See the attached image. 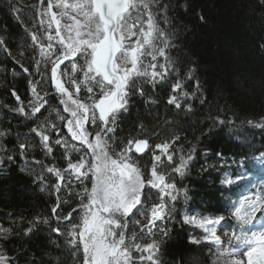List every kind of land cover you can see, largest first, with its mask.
<instances>
[{
	"label": "snow or ice",
	"instance_id": "obj_1",
	"mask_svg": "<svg viewBox=\"0 0 264 264\" xmlns=\"http://www.w3.org/2000/svg\"><path fill=\"white\" fill-rule=\"evenodd\" d=\"M43 2L41 0V4ZM54 9H60L59 13ZM172 10V6L163 0H56L55 3L47 0V10L39 13L41 24L44 17H48L49 43L47 46L39 44L41 60L36 61L37 74L41 63L51 65L50 82L60 96L58 103L63 106V113H68V117L65 119L59 109L53 111L63 122L70 139L60 135V128L50 117L43 123L33 124L24 134L25 139L18 144V150L27 163V154L34 143L29 139L32 134L39 137V147L44 149L46 156L54 154V146L63 149L64 167L46 165L35 157L33 162L41 166L37 181L43 182L45 174L56 178V182L47 187L56 194L52 215L64 227L51 228V231L57 236H65V244L77 261L82 252V264H164L160 254L170 230L166 225L157 228V222L175 218V202L178 200L173 194L177 190L176 183L168 180L172 174L184 176L187 173L196 149H191L187 155L183 147L170 151L180 139L175 136L171 145L167 141L155 145L151 168L145 169L135 157L151 150L149 140L138 137L118 139L116 125L121 115L129 111L132 100L137 95L143 97L146 94V87L155 89L171 80L175 82L171 83L166 103L178 110L186 107L191 111V105H182L181 97L194 96L200 85L197 81L191 93L184 90V80L192 78L194 69H188L186 76H181L179 61L169 55L174 47L173 38L177 35L174 18L169 16ZM65 18L69 23L62 24ZM200 19L203 22L204 17L201 15ZM53 25L54 35L51 31ZM31 40L38 42V36L32 33ZM3 44L4 40L0 39V45ZM159 58L164 62L159 63ZM62 66L64 70L60 71ZM28 71L24 68V72ZM47 71L45 69V74ZM29 83L33 99L27 102L28 106L21 102L14 111L32 122L43 114L47 98L38 94L35 83ZM41 83H44L43 76ZM82 90L86 93L84 100L79 98ZM13 95L20 101L15 91ZM148 102L156 103L152 99ZM246 123L264 129V117L258 123L252 120ZM139 127L143 129L144 126ZM90 128L96 130L92 132ZM9 131L0 130V137H6ZM54 135L58 138L53 139ZM0 149L5 152L6 160L14 159L3 145ZM176 151L180 153L178 163L174 159ZM216 155L224 158L223 153ZM164 167H170L171 172L159 171ZM217 176L221 186L233 188L245 181L252 183L257 176L264 181V152L251 158L233 156L230 163L221 165ZM73 181L82 191L72 190ZM43 188L42 184L41 190ZM65 188L68 189L64 193L68 200L79 199L77 206L67 215L59 212L61 205L68 203L60 198ZM147 189L159 190V203L150 207L144 203L151 199ZM183 195L187 200V189L183 190ZM166 198L172 204L167 203ZM232 208L236 224L231 231H225L223 237L217 234V226L224 227L225 217L185 215L184 224L204 232L202 238L191 237L190 242H207L216 246L215 253H212L216 257L214 264H264V231H252L248 227L254 225L258 212H264V186L252 196L233 204ZM77 212L81 213L79 222L73 223ZM137 212L142 219L133 224L139 231L129 232L130 219ZM42 222L50 223L48 219ZM30 223L38 227L37 221ZM32 230L29 227L24 234ZM12 233V228L0 226V237L7 239ZM146 237L150 242L141 243ZM209 251L211 253V249ZM239 253H243L244 258L238 259ZM0 264H8V258L2 253Z\"/></svg>",
	"mask_w": 264,
	"mask_h": 264
},
{
	"label": "trees",
	"instance_id": "obj_2",
	"mask_svg": "<svg viewBox=\"0 0 264 264\" xmlns=\"http://www.w3.org/2000/svg\"><path fill=\"white\" fill-rule=\"evenodd\" d=\"M163 3L172 6L169 16L174 18L177 30L169 55L179 61L181 76H186L188 69H194L192 78L184 80V90L193 92L197 81L200 90L190 98L181 97L182 105H191V111H188L186 107L178 110L166 103L171 83L175 80L155 89L146 87V94L143 97L137 95L129 111L121 115L116 125V136L118 139L138 137L149 140L151 150L135 157L145 169L151 168L155 145L166 141L171 145L175 136L180 139L170 151L183 147L187 155L191 149H196L187 173L184 176L172 174L168 180L176 183L177 190L173 194L178 200L175 202V218L157 222V228L166 225L170 230L160 258L164 264H214L216 257L212 253H215L216 246L207 242L191 243L190 237L200 233L183 223V215H223L228 218L226 231H231L236 224L232 205L236 204L238 191L245 182L235 188L221 186L217 171L221 165L230 163L233 156L247 155L251 158L264 152V129L246 123L248 120L258 123L264 117V48L261 47L264 45V0H163ZM46 10L47 0L43 4L41 0H0V39L4 40L0 45V130H10L6 137H0V145L7 148L8 155L14 156L12 161H8L0 149V160L3 161L0 163V226L13 229L7 239L0 237V253L8 258V264H82L83 259L81 252L77 261L65 244V236H57L51 231V228L64 227L52 215L56 194L47 187L54 184L56 178L45 174L43 182L36 180L41 166L33 162V157L49 166L64 167L63 149L54 146V154L46 156L44 149L39 147V137L32 134L29 139L34 143L27 154V163L18 150V144L25 139L24 134L33 124L43 123L50 117L60 128V135L70 139L63 122L53 111L59 109L65 119L68 117V113H63V106L58 103L60 96L50 82L51 65L41 63L37 74L36 61L41 60L39 44L47 46L49 43L46 34L49 32L48 17H44L41 24L39 15ZM51 31L54 35L53 28ZM32 33L38 36V42L31 40ZM158 62L164 61L159 58ZM24 68L29 71L24 72ZM63 70L62 66L60 71ZM30 81L37 85L38 94L47 98L43 114L32 122L14 111L21 102L28 106L27 102L33 99ZM13 91L21 98L20 101ZM80 98L86 99L83 90ZM150 99L156 103L148 102ZM141 124L143 129L139 127ZM89 130L94 132L96 129ZM56 138L54 135L53 139ZM216 153H223L224 158ZM179 155L176 151L174 159L177 163ZM159 171L167 174L171 168L164 167ZM76 184L73 181L72 190L82 191ZM87 184L91 186L90 181ZM247 186L252 187L249 183ZM223 188L229 190L224 191ZM184 189H187V200L183 195ZM67 192L65 188L61 200H68L64 194ZM146 192L151 199L144 203L149 207L160 202L159 190L147 189ZM166 202L172 204L167 198ZM78 203V198L68 200L67 204L61 205L59 212L67 215ZM80 215V212L75 213L72 222L78 223ZM44 219L50 223H43ZM139 219H142L139 212L131 217L129 232L139 231L133 224ZM34 220L38 227L30 223ZM29 227L33 230L25 235ZM156 238L159 239V235ZM147 242H150L147 237L141 240V243Z\"/></svg>",
	"mask_w": 264,
	"mask_h": 264
},
{
	"label": "rangeland",
	"instance_id": "obj_3",
	"mask_svg": "<svg viewBox=\"0 0 264 264\" xmlns=\"http://www.w3.org/2000/svg\"><path fill=\"white\" fill-rule=\"evenodd\" d=\"M52 2L53 3H55L56 2V0H52ZM59 11H60V9H57V12L59 13ZM67 23H69V21L65 18L63 21H62V24H67ZM47 34V36H48V33H46ZM58 77H59V74H58ZM66 86H69V85H67L66 84ZM70 87V86H69ZM70 90H71V88H70ZM80 98V97H79ZM81 100H84V99H82V98H80ZM251 191V189H248V190H243L242 192H250ZM251 195V194H250ZM250 195H246V196H243L241 199H243L244 197H247V196H250ZM239 201H241V200H237L236 201V203H238ZM159 203V202H158ZM185 215H187V216H195V217H198V218H202V217H209V216H200V215H198V214H193V213H186V214H184L183 215V217L185 216ZM212 218V217H211ZM188 225V224H187ZM192 229H196L197 230V232L198 233H200L198 236L196 235H192L191 237H195V238H202L203 237V235H204V232H203V230L202 229H200V228H198V227H194V226H192V225H189ZM259 229H261V230H259ZM256 232H259V231H264V227H262V225H260V226H258V228H257V230H255ZM223 233V232H222ZM221 234V233H220ZM220 236H223V234H221ZM190 237V238H191ZM237 258L238 259H242V258H244L243 257V253H239L238 255H237Z\"/></svg>",
	"mask_w": 264,
	"mask_h": 264
},
{
	"label": "bare ground",
	"instance_id": "obj_4",
	"mask_svg": "<svg viewBox=\"0 0 264 264\" xmlns=\"http://www.w3.org/2000/svg\"><path fill=\"white\" fill-rule=\"evenodd\" d=\"M222 223H224V221H223ZM222 229H223V228H221L220 226H217V234H218V235H221V234H220V231H221Z\"/></svg>",
	"mask_w": 264,
	"mask_h": 264
},
{
	"label": "water",
	"instance_id": "obj_5",
	"mask_svg": "<svg viewBox=\"0 0 264 264\" xmlns=\"http://www.w3.org/2000/svg\"><path fill=\"white\" fill-rule=\"evenodd\" d=\"M53 28L55 29V25H53Z\"/></svg>",
	"mask_w": 264,
	"mask_h": 264
}]
</instances>
